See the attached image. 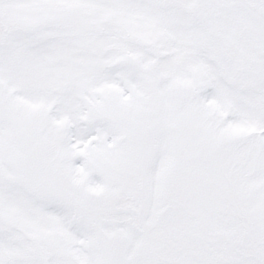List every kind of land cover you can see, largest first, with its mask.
Returning <instances> with one entry per match:
<instances>
[{"label": "snow or ice", "instance_id": "obj_1", "mask_svg": "<svg viewBox=\"0 0 264 264\" xmlns=\"http://www.w3.org/2000/svg\"><path fill=\"white\" fill-rule=\"evenodd\" d=\"M0 264H264V0H0Z\"/></svg>", "mask_w": 264, "mask_h": 264}]
</instances>
